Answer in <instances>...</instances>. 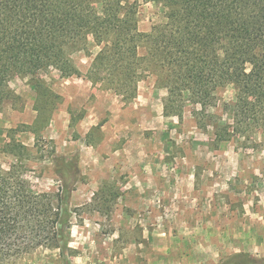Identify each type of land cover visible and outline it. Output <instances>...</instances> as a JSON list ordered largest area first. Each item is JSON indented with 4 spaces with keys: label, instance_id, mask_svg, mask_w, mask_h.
<instances>
[{
    "label": "trees",
    "instance_id": "16d2710c",
    "mask_svg": "<svg viewBox=\"0 0 264 264\" xmlns=\"http://www.w3.org/2000/svg\"><path fill=\"white\" fill-rule=\"evenodd\" d=\"M150 1L162 5L166 22L143 34L139 0H101V14L91 0H0V111L21 101L10 88L14 76L53 68L61 78L81 77L74 56L87 54L92 39L99 51L83 77L125 103L148 74L168 92L165 110L178 111L179 100L205 110L214 106L215 91L231 84L232 133L217 137L264 130V0ZM34 87L58 98L40 82ZM53 166L60 181L53 195L30 192L21 174L0 166V264L39 248L57 250L63 264L77 255L69 245L77 215L71 196L82 180L78 158L55 156ZM220 264H264V258L238 253Z\"/></svg>",
    "mask_w": 264,
    "mask_h": 264
},
{
    "label": "rangeland",
    "instance_id": "374dc122",
    "mask_svg": "<svg viewBox=\"0 0 264 264\" xmlns=\"http://www.w3.org/2000/svg\"><path fill=\"white\" fill-rule=\"evenodd\" d=\"M91 1L95 13L101 14V0ZM139 4L141 33L148 34L153 26L166 22L160 3L139 0ZM98 51L90 39L88 53L74 56L81 77L61 78L53 68L34 76L13 77L10 88L21 101L0 111L2 169H14L21 174L30 192L53 195L60 185L53 158L76 155L82 177L76 189H98L90 195L89 204L77 208L76 223L80 224L83 216L94 219L99 213L105 216L99 231L108 234L119 227L123 244L144 230L141 219H134L130 208L122 207L123 218L117 216V204L124 200L128 184L143 183L147 174L153 183L169 184L171 179L179 178L182 184H197L201 191L191 193L192 199L211 197L218 201L216 222L228 221L235 236L236 224L244 222L252 244L249 254L264 258V130L248 137L230 136L229 140L217 137L232 133L234 86L218 88L214 106L205 110L180 100L173 106L178 111L165 110L168 92L157 75L148 74L138 83L135 99L125 103L83 77ZM138 53H146L144 44ZM37 82L58 98L50 99L36 90ZM45 104L44 112L36 110ZM94 156L101 158L97 166L92 164ZM85 164L87 172L83 174ZM177 173L181 177H175ZM105 174L111 180L99 179ZM155 212L158 213L157 208ZM230 256L222 258L219 264ZM139 259L137 264H142V258ZM63 263L57 250L39 248L11 264Z\"/></svg>",
    "mask_w": 264,
    "mask_h": 264
},
{
    "label": "crops",
    "instance_id": "0c3cea01",
    "mask_svg": "<svg viewBox=\"0 0 264 264\" xmlns=\"http://www.w3.org/2000/svg\"><path fill=\"white\" fill-rule=\"evenodd\" d=\"M92 158V164H100L99 156ZM83 166L84 174L87 168L86 164ZM99 179L111 180V176L105 174ZM125 189L124 200L117 204L120 209L117 216L123 218L124 214L120 217L122 207L130 208L134 219H141L144 230L123 244L119 227L108 234L99 231L105 216L99 213L94 219L83 216L80 224L74 217L69 246L77 251V256L73 257L72 264H137L139 257L142 264H219L226 256L250 253L252 244L244 222L236 224L237 236L233 235L228 221L217 223L214 215L220 203L211 197L192 199L191 193L201 191L197 184H182L179 178L171 179L169 184L153 183L147 174L143 183L134 182ZM94 190L98 189L93 186L89 190L75 189L71 206L79 208L89 204ZM132 257L137 259L136 263L131 261Z\"/></svg>",
    "mask_w": 264,
    "mask_h": 264
}]
</instances>
